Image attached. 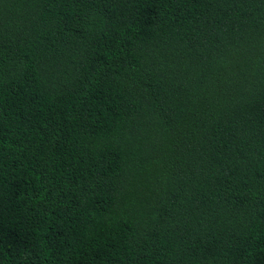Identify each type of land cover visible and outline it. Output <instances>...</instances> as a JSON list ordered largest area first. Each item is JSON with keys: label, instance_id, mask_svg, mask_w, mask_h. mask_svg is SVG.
<instances>
[{"label": "trees", "instance_id": "16d2710c", "mask_svg": "<svg viewBox=\"0 0 264 264\" xmlns=\"http://www.w3.org/2000/svg\"><path fill=\"white\" fill-rule=\"evenodd\" d=\"M0 264H264V0H0Z\"/></svg>", "mask_w": 264, "mask_h": 264}]
</instances>
